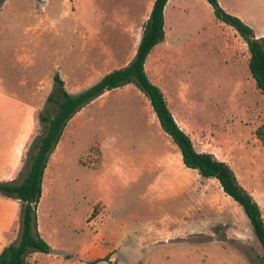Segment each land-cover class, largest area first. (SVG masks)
Listing matches in <instances>:
<instances>
[{"label":"rangeland","instance_id":"obj_1","mask_svg":"<svg viewBox=\"0 0 264 264\" xmlns=\"http://www.w3.org/2000/svg\"><path fill=\"white\" fill-rule=\"evenodd\" d=\"M145 1H1L0 122L23 108L30 134L15 182L42 129L38 113L53 73L72 93L121 64L145 16L128 20L138 18ZM192 1L193 9H166L164 38L150 50L147 75L193 147L229 164L264 221V144L254 134L264 121V96L245 75L243 38L228 24L217 26L205 0ZM217 1L255 31L264 26V0ZM223 35L236 51L223 48ZM132 84L103 91L67 121L48 155L35 208L36 227L51 248L29 251L26 264H259L261 248L241 206L216 178L183 165ZM0 208L14 215L7 230L14 241L19 201L2 196Z\"/></svg>","mask_w":264,"mask_h":264},{"label":"trees","instance_id":"obj_2","mask_svg":"<svg viewBox=\"0 0 264 264\" xmlns=\"http://www.w3.org/2000/svg\"><path fill=\"white\" fill-rule=\"evenodd\" d=\"M2 0H0L1 3ZM166 0H152L135 51L123 65L104 72L98 79L77 92H69L57 72L52 75V86L45 97L43 109L38 113L41 131L30 143L28 165L19 182L0 181V195L19 201V233L14 241L0 248V264H26L29 251L48 252L50 245L36 227V204L40 196L41 180L50 151L54 148L67 120L84 104L101 94L127 82H132L149 100L161 129L170 136L179 150L181 162L197 170L201 176L216 178L220 188L235 200L245 213L252 233L260 245L259 264H264V221L258 204L237 181L229 164L209 151H198L189 135L176 123L161 89L144 70V59L150 48L163 39V6ZM213 15L230 25L245 41L248 51L247 69L255 87L264 96V35L254 36L251 27L238 16L225 11L217 0H206ZM264 144V121L254 130Z\"/></svg>","mask_w":264,"mask_h":264},{"label":"crops","instance_id":"obj_3","mask_svg":"<svg viewBox=\"0 0 264 264\" xmlns=\"http://www.w3.org/2000/svg\"><path fill=\"white\" fill-rule=\"evenodd\" d=\"M206 3H208V2L206 1ZM151 4H152V0H146L145 1V4L142 6L141 11L138 13V18L136 17L134 19L128 20L129 21L128 22V25L131 24L132 22L133 23H137L138 21H140V18L142 16V14H144V16H145L143 18V20H142L144 22L145 18L147 17V14H148V12L150 10ZM169 6H176L179 10H185V9L189 10L191 8L193 9L194 2L192 0H166L165 3H164V6H163V27L165 25V11H166V9ZM229 11H231V10H229ZM232 12H234V11H232ZM234 13L237 14V15H239L240 18L243 19V17L239 13H237V12H234ZM120 15H122V14H120ZM216 20H217V22H216L217 26H219L221 29H223L225 27V25H227L226 23L220 21L217 18H216ZM243 20L245 22H247L245 19H243ZM248 24L250 25V23H248ZM141 28H142V26H141ZM251 29H252V32H253L254 36L264 35V26H262V25L258 27V30L257 31H255V29H253V27ZM140 33H141V31H140ZM163 33H164V28H163ZM139 36H140V34H139ZM139 36H138V39H139ZM163 38H164V34H163ZM138 39L135 42L133 48L131 49V51H130V53L128 55V58L125 59L121 64H119V65H117L115 67H118V66H121V65L125 64L132 57V55H133V53L135 51V47H136V44L138 42ZM157 43H155V44H157ZM222 44H223V48L235 50V48L232 46V44L226 38L225 35L222 36ZM151 48H150V50H151ZM150 50L146 54L145 59H144V63H143L144 70H145V73L146 74H148L147 72L149 70L148 69L147 60H148V56L150 54ZM243 57H245V62H244V68L243 69L245 71L246 77L249 78V77H251V75L249 74V71L246 72L248 54L246 53ZM238 81L240 82V80H238ZM239 82H237V83L239 84ZM130 84H131V82H127V83H124V84H122L120 86H117L115 88L124 87L125 85L128 86ZM162 94H163V92H162ZM163 96H164V94H163ZM164 98H165V96H164ZM165 101H166V98H165ZM166 104H167V102H166ZM23 114H24V111H23V108H22V110L20 111L19 117H13V119L11 120V122H9V123L6 122V125L4 124L5 126L4 125L2 126L1 125V122H0V164L3 161H5V163H6V169H4L3 171L0 172V178H2L1 180L14 179V176L19 171V166H20V162H21L22 151H23L24 145L26 143V139L30 135L24 129ZM172 116H173L174 120L176 121V123H178V121L175 119V117H174L173 114H172ZM71 117L69 119H71ZM69 119L67 121H69ZM65 125H64V127H65ZM178 125L183 129V126L181 124L178 123ZM64 127L62 129V132L64 130ZM183 130L185 131V129H183ZM62 132H61V134H60V136H59V138H58V140H57L54 148L52 149L51 153L56 150L57 145L60 143V141H61L60 139H61ZM0 197H2V196L0 195ZM3 197H5V196H3ZM13 218H14V215H12L10 212L6 211L4 208H0V248L4 244L8 243V241H7V237H8L7 230H8L9 224L13 221ZM224 226H225V224H224ZM209 228L211 229V226H209ZM219 228L221 229V225H220ZM231 230L232 231H235L236 234H241L240 231H238L235 227H232ZM33 252H40V251H33Z\"/></svg>","mask_w":264,"mask_h":264},{"label":"bare ground","instance_id":"obj_4","mask_svg":"<svg viewBox=\"0 0 264 264\" xmlns=\"http://www.w3.org/2000/svg\"><path fill=\"white\" fill-rule=\"evenodd\" d=\"M169 23V22H168Z\"/></svg>","mask_w":264,"mask_h":264}]
</instances>
